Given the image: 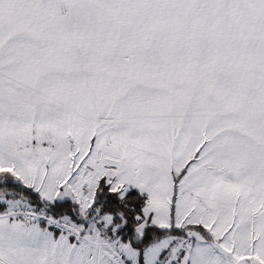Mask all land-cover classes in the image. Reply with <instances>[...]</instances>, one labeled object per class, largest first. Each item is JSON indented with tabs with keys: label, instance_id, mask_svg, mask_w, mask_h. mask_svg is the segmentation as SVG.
Returning a JSON list of instances; mask_svg holds the SVG:
<instances>
[{
	"label": "snow or ice",
	"instance_id": "1",
	"mask_svg": "<svg viewBox=\"0 0 264 264\" xmlns=\"http://www.w3.org/2000/svg\"><path fill=\"white\" fill-rule=\"evenodd\" d=\"M0 264H264V0H0Z\"/></svg>",
	"mask_w": 264,
	"mask_h": 264
}]
</instances>
